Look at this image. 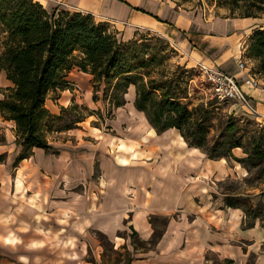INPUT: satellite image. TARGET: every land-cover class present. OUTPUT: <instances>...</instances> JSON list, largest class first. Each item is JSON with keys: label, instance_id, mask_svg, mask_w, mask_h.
Segmentation results:
<instances>
[{"label": "crops", "instance_id": "obj_1", "mask_svg": "<svg viewBox=\"0 0 264 264\" xmlns=\"http://www.w3.org/2000/svg\"><path fill=\"white\" fill-rule=\"evenodd\" d=\"M34 1L49 14L61 10L78 12L89 14L98 22L111 23L122 42H130L143 34L162 39L175 47L188 65L205 66L213 71L235 77L241 90L249 98L250 107L257 114L264 116V91L248 87L245 84L247 72H240L237 67L239 61H245L250 71L248 64L251 60L245 56V51L253 32L264 28L259 23L261 18L213 17L206 19L197 10H181L169 0ZM251 62V65L258 67L257 61ZM79 73L86 77L80 79L87 81V85L82 83L80 85L84 86L85 102L87 104L88 100L94 105L91 75L74 67L67 75L68 85L72 86V77ZM251 73L264 83V79L259 77L260 74L253 71ZM11 86L5 74L1 73L0 98ZM73 92L79 93L77 90ZM135 97V87L130 85L123 97L124 105L119 107V110L123 108L127 111L125 119L127 126L130 123H139L141 117L155 137L172 141L171 144L175 145V148H172L173 155L176 154L174 157H178V161L171 159L167 151L156 143L143 145V148L137 146L140 155L135 159L129 157V162L132 164L151 162L152 166H156L157 175L150 176L146 182L144 176L132 172L135 168L132 167L133 165L118 166L119 172H124L122 173L123 187L120 190V181L113 182V180L122 175L116 173L115 168L109 163V131L102 133L100 129L84 127L69 130L66 131L67 134L73 135L70 137H76V139L49 143L55 154L34 148L29 158L18 161L23 148L21 142L17 143L15 123L5 120L0 114V202H8L10 212L17 209L19 202H23L25 207L30 206L32 210H36V213H39L38 207H42L43 210L56 211L61 216L73 214L75 218L73 233L81 237V232L87 231L92 226V218L81 217V200L78 199L81 195L75 193L73 189L83 182L93 180L97 172L101 180L105 182L104 191L109 193V203L104 211L107 215L105 221L108 222L109 236L110 234L115 236V233L124 231V222L129 215H131V221L127 228L131 227L136 233L139 232L142 235L135 226V210L130 207L134 196L128 197L126 193L136 192V195L140 196L141 199L137 200L140 204L139 212L161 209V204L156 201V198L159 199L163 188L157 183H152L155 177L156 181L163 179L170 182L169 187L174 188L173 196L177 195L178 187L179 189L182 186L189 188L186 196L184 195V200L182 198L179 203L187 201L186 197L190 196L194 218L186 225L183 221L178 224L169 220L156 243V253L141 260L140 264H209L207 255H216L224 259V262H231L229 264H246L249 253L255 255L253 264H264V229L262 227L258 230L253 223L242 229L241 217L238 214L240 211L237 207H227L228 211L230 210L227 213L221 209L215 211L217 213H208L207 208L206 212H203L205 201L197 203L199 197L208 195L210 178H214L216 182L223 181L232 176L233 172L236 173V169L229 167L225 157L209 159L200 149L189 147L179 131L174 128L157 134L147 121L145 114L135 108ZM47 99L45 108L54 115L55 112L52 111L54 108L47 107ZM72 99H64L63 95L58 100L60 110L65 109L78 98L74 96ZM232 106L242 115L246 114L245 116L248 115L252 119H259L253 114L244 113L237 104ZM127 141L126 144H136L138 140L133 138ZM232 150L234 156L242 153L239 147ZM129 154L130 151L128 156ZM142 170L145 173L149 168L143 166ZM56 182L63 187L55 190ZM112 195L118 197L117 205L113 204ZM114 215H117L115 224H110L109 227V221ZM145 225L148 228V236H145L147 240L152 230L147 220ZM241 240L250 241L247 253H244L238 245Z\"/></svg>", "mask_w": 264, "mask_h": 264}, {"label": "rangeland", "instance_id": "obj_2", "mask_svg": "<svg viewBox=\"0 0 264 264\" xmlns=\"http://www.w3.org/2000/svg\"><path fill=\"white\" fill-rule=\"evenodd\" d=\"M169 1L181 10H197L206 19L237 17L242 14V9L226 5L225 0L220 2L218 0ZM260 20V25L264 26V15ZM94 22L103 24L108 33L116 38L122 51V65L126 64L132 70V75L139 76L138 78L144 83L153 81L159 90L158 94L168 90L170 96L174 97L178 103L185 105L189 111H195L199 122L197 130L205 132L204 149L208 151L211 148H219L222 154L227 155L225 158L228 160L229 167L236 169V173L233 172L232 176L223 181L216 182L214 178L208 180L210 185L208 195L197 199V203L205 201L203 212H206L207 208L208 213H217L215 211L218 209L227 213L230 210L228 211L226 204L230 200L241 207L238 214L241 217L242 229L253 223L258 230L261 227L264 229V127L248 115L240 114L232 104L219 102L202 69L198 65H188L175 47L150 34L137 36L130 42H122L113 24L98 22L95 19ZM251 61L248 64L250 71L259 74L257 67L251 65ZM259 77L264 79V73H261ZM72 78V86L69 85L68 90L56 91L48 96L46 103L47 107L54 108L53 116H62L60 120L53 121L52 131L45 134L48 144L76 139V137H70L73 135L67 134L66 131H69L65 130L67 126L71 127L70 130L84 127L100 129L102 133L109 131V163L115 168L116 173L122 175L113 180V182L120 181V190L123 187L122 173L124 172H119L118 166L133 165L132 167L135 168L132 172L144 176L146 182L150 176L157 175L156 166H152L151 162H145L147 164L129 162V157L135 159L140 155L137 146L143 148L145 145L156 143L167 151L171 159L178 161L179 158L174 157L176 154L173 155L172 148L174 149L175 145L171 144V140L155 137L141 117L139 123H130L127 126L126 109L119 110L111 106L112 98L117 96L122 100L125 95L123 90L116 91L112 88L115 81L110 85L104 81L92 85L93 100H95V104L92 105L88 100L86 104L83 96L84 86H80L81 83L87 85V81L80 79L86 77L79 73ZM73 90L79 93H74ZM63 95L64 99H72L74 96L78 98L65 108L67 112L64 113L62 109L60 110L58 103ZM74 121L81 122L75 124ZM147 130L150 132L148 133ZM133 138L138 140L136 144H126L127 139ZM233 144H240L242 153L234 156L233 150L225 151L229 145ZM45 152L55 154L53 151ZM143 166L149 168L147 170L149 172L144 173ZM186 179L189 181L188 178ZM154 180L152 183H157L163 188L159 199L156 198V201L161 204V209L139 212L140 204L137 200L141 199L140 196H137L136 192L126 193L128 197L134 196L133 201L129 200L132 202L130 207L135 210V226L142 235L139 232L136 233L131 227L127 228L131 221V215H129L124 222V231L115 233V236L112 234L109 236L108 222L105 221L107 215L104 212L109 203V193L104 191L105 182L101 180L97 172L93 180L83 182L73 189L75 193L81 195L78 197L81 200V217L92 218V226L87 231L81 232V237L73 233L75 219L73 214L61 216L56 211L43 210L42 207H38L39 213H36V210H32L30 206L25 207L23 202H19L17 209L10 212L8 202H0V264H140L141 260L156 253V243L169 220L178 224L183 221L186 225L194 218L191 197L187 196V201L179 203L182 198L184 200L189 188L182 186L179 189L178 187L177 195L173 196L174 188L169 187L170 182L163 179ZM62 187L56 182L55 190ZM117 198L112 195L114 205L118 203ZM256 216L258 218L254 219ZM116 218L117 215L112 217L109 227L110 224H115ZM145 220L152 230L147 240L145 236H148V228ZM249 243L248 240H241L238 245L244 253H247ZM207 258L209 264H229L216 255H207ZM254 261L255 255L249 253L246 264H253Z\"/></svg>", "mask_w": 264, "mask_h": 264}, {"label": "trees", "instance_id": "obj_3", "mask_svg": "<svg viewBox=\"0 0 264 264\" xmlns=\"http://www.w3.org/2000/svg\"><path fill=\"white\" fill-rule=\"evenodd\" d=\"M225 1L232 8L242 9L237 17L264 15V0ZM250 37L245 56L258 62L257 73H264V28ZM121 57L116 38L89 14L63 10L49 14L34 0H0V74L4 73L12 84L0 98V114L15 123L17 143L21 142L23 148L17 160L29 158L34 148L52 151L45 134L52 131L53 121L62 116L51 115L45 101L50 93L68 89L66 78L74 67L91 75L94 85L115 81L112 88L123 90V95L133 85L134 106L145 114L157 134L174 128L189 147L200 149L207 158L227 157L219 148L204 149L205 132L197 130L195 111L178 103L168 90L158 94L153 81L144 83L132 75V70L122 65ZM111 102L116 108L124 105L117 96ZM237 147L241 148L240 144L229 145L225 151ZM226 205L241 208L230 200Z\"/></svg>", "mask_w": 264, "mask_h": 264}, {"label": "built area", "instance_id": "obj_4", "mask_svg": "<svg viewBox=\"0 0 264 264\" xmlns=\"http://www.w3.org/2000/svg\"><path fill=\"white\" fill-rule=\"evenodd\" d=\"M208 82L211 84L216 99L225 104H237L244 113L253 114L256 116L257 123L264 127V116L257 114L249 105V98L241 90L235 77L225 74L220 71H213L205 66H199ZM238 70L240 72H247L245 84L250 88H259L264 91V83H262L253 73L247 69L245 61H239L237 63ZM248 70V71H247Z\"/></svg>", "mask_w": 264, "mask_h": 264}, {"label": "bare ground", "instance_id": "obj_5", "mask_svg": "<svg viewBox=\"0 0 264 264\" xmlns=\"http://www.w3.org/2000/svg\"><path fill=\"white\" fill-rule=\"evenodd\" d=\"M166 136V135H165Z\"/></svg>", "mask_w": 264, "mask_h": 264}]
</instances>
